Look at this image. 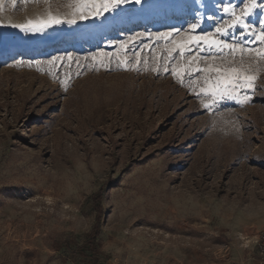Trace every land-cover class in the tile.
Instances as JSON below:
<instances>
[{
	"label": "rangeland",
	"instance_id": "374dc122",
	"mask_svg": "<svg viewBox=\"0 0 264 264\" xmlns=\"http://www.w3.org/2000/svg\"><path fill=\"white\" fill-rule=\"evenodd\" d=\"M62 2L50 0L51 9L66 12ZM225 2L240 15L244 0H128L99 18L26 33L11 24L35 18L49 4L5 0L0 264H258L264 62L247 51L241 57L239 50L231 55L224 48L221 54L203 45L187 57L164 59L173 45L154 35L187 29L196 13L207 31L224 16L218 9ZM246 23L249 29L225 39L247 50L264 49L257 39L264 31V7L252 8ZM134 34L139 35L127 52L129 58L138 54L132 64L89 58L103 49L125 60L119 41ZM189 34L181 31L174 39ZM66 52L78 63L58 62L52 70L58 75L49 74V57ZM141 57L147 63L137 64ZM241 59L257 77L254 90L237 89L240 99L250 100L217 98L214 110H205L202 100L211 99L196 93L211 87V70L239 67ZM188 64L181 82L171 69ZM101 188L103 213L93 252L88 241L96 223L94 194Z\"/></svg>",
	"mask_w": 264,
	"mask_h": 264
},
{
	"label": "snow or ice",
	"instance_id": "6c2138e0",
	"mask_svg": "<svg viewBox=\"0 0 264 264\" xmlns=\"http://www.w3.org/2000/svg\"><path fill=\"white\" fill-rule=\"evenodd\" d=\"M34 2L39 3L40 0H34ZM135 3L139 4L141 0H134ZM11 3L15 5L17 0H11ZM45 4H49V7L44 10L43 13L37 14L35 18H27L22 23H13L11 27L17 28L22 32L26 33H39L44 32L46 29L52 28L54 25H60L67 23L70 25L76 24L78 21H86L89 19H95L104 16L106 13H111L118 9L122 4L128 3V0H63L60 7L67 9L66 12L61 13L59 10L53 11L50 6V0H44ZM5 0H0V13L4 11ZM264 7V5H257L255 0H251V7L249 6L248 0H244V6L240 8V15L236 14V6L231 2L222 3L219 6L218 11L222 12L224 16L229 17L225 19L224 16L215 18L214 24L211 25L209 30H204L201 28L202 14L196 13V18L194 22H190L187 29L170 28L163 32L155 33V37L158 41L162 40L173 45L171 49L166 50L162 58L176 60L180 57H187L190 54L192 48L199 49L201 45L207 47L208 49H217L219 53L222 54L224 48L229 50V54L235 55L236 51L239 50L241 57L245 55L247 51L248 54L254 55L259 61L264 62V49L256 51L255 49L247 50L245 46H241L234 41L229 43L226 37L230 36V33L239 29L241 32L249 29L251 26L246 23L247 17L252 14V8ZM208 20H214L213 17H208ZM2 23V21H0ZM197 29L199 31L197 32ZM181 31L190 33L186 39L176 41L174 36L179 35ZM137 35L128 37L127 40L119 41L120 49L124 51L125 60H120L112 54L106 52L103 49H97L96 52L89 53V58L92 61H99L104 63L105 59H117L118 65L132 64L135 56L127 57V52L129 50V44L133 42ZM253 35H256L253 32ZM257 39L264 42V31H262ZM74 54L66 52L63 54H57L50 56L46 61L49 74L58 75V73H53V69L58 67V62L60 66H63L64 62L73 61ZM78 63V61H73ZM17 64L20 62L17 61ZM29 65L33 62L29 61ZM37 65L42 64L41 61L35 62ZM139 63H147L141 57L140 60L136 61ZM158 70V68L156 69ZM164 70L168 71V65H164ZM190 64L174 66L171 71L174 76L178 79L187 76L189 74ZM198 72L204 71V69H197ZM213 71L215 79L211 81V87L204 88L201 87L200 91L196 93L198 96H203L205 100L211 99V103H206L202 100V107L207 111H213L218 103V100H237L239 103H246L250 100V97L245 96L240 99L237 94V89L254 90L256 76L248 74V69L243 67V60L241 59L240 66H229V67H215ZM196 82L194 81L193 84ZM205 84L209 83V78H205ZM192 87V85H190ZM195 92V88L192 87Z\"/></svg>",
	"mask_w": 264,
	"mask_h": 264
},
{
	"label": "trees",
	"instance_id": "16d2710c",
	"mask_svg": "<svg viewBox=\"0 0 264 264\" xmlns=\"http://www.w3.org/2000/svg\"><path fill=\"white\" fill-rule=\"evenodd\" d=\"M103 191H104V189L101 188L94 194V205H95V209H96V223L93 226V228L89 234V241H88V247L93 252H95V249L97 247L96 239H97V236L99 234L100 221H101L102 213H103V208H102V204H101Z\"/></svg>",
	"mask_w": 264,
	"mask_h": 264
},
{
	"label": "built area",
	"instance_id": "2783aa9c",
	"mask_svg": "<svg viewBox=\"0 0 264 264\" xmlns=\"http://www.w3.org/2000/svg\"><path fill=\"white\" fill-rule=\"evenodd\" d=\"M248 245H250L251 240L247 241ZM254 246L257 250V257L260 264H264V227L260 230L258 235L256 236Z\"/></svg>",
	"mask_w": 264,
	"mask_h": 264
},
{
	"label": "crops",
	"instance_id": "0c3cea01",
	"mask_svg": "<svg viewBox=\"0 0 264 264\" xmlns=\"http://www.w3.org/2000/svg\"><path fill=\"white\" fill-rule=\"evenodd\" d=\"M257 262H258V264H260L259 261H257Z\"/></svg>",
	"mask_w": 264,
	"mask_h": 264
}]
</instances>
